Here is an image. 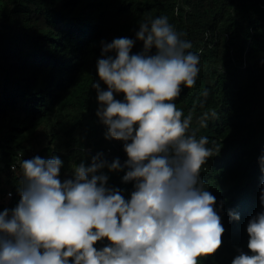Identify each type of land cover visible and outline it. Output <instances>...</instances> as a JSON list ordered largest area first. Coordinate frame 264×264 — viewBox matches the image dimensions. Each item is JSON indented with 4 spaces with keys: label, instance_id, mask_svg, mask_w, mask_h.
Listing matches in <instances>:
<instances>
[{
    "label": "trees",
    "instance_id": "16d2710c",
    "mask_svg": "<svg viewBox=\"0 0 264 264\" xmlns=\"http://www.w3.org/2000/svg\"><path fill=\"white\" fill-rule=\"evenodd\" d=\"M161 16L200 58L194 85L182 84L172 102L190 118L189 133L208 138L213 155L201 178L226 230L221 248L198 264H232L238 249L251 254L247 225L264 212V0H0V212L20 201L23 159L59 156L62 181L98 154L108 163L128 159L96 115L92 85L107 90L100 42L135 39L140 24ZM142 49L137 40L133 53ZM126 172L97 174L130 199L135 182L123 180Z\"/></svg>",
    "mask_w": 264,
    "mask_h": 264
},
{
    "label": "clouds",
    "instance_id": "9594fccd",
    "mask_svg": "<svg viewBox=\"0 0 264 264\" xmlns=\"http://www.w3.org/2000/svg\"><path fill=\"white\" fill-rule=\"evenodd\" d=\"M182 36L161 16L140 24L135 39L101 40L97 71L107 90L92 85L96 115L128 159L108 163L98 154L63 181L59 156L23 159L20 201L0 212V264H198L221 248L226 230L201 178L213 150L207 137L189 133L190 118L172 102L199 73L200 58ZM137 40L143 49L133 53ZM259 163L264 171V156ZM105 167L127 169L130 199L97 174ZM246 230L251 254L238 249L232 264H264V212ZM105 238L110 243L98 249Z\"/></svg>",
    "mask_w": 264,
    "mask_h": 264
},
{
    "label": "built area",
    "instance_id": "2783aa9c",
    "mask_svg": "<svg viewBox=\"0 0 264 264\" xmlns=\"http://www.w3.org/2000/svg\"><path fill=\"white\" fill-rule=\"evenodd\" d=\"M9 195H12L11 193H9Z\"/></svg>",
    "mask_w": 264,
    "mask_h": 264
}]
</instances>
